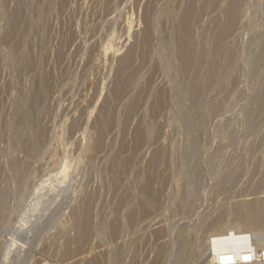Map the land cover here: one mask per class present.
Returning a JSON list of instances; mask_svg holds the SVG:
<instances>
[{"label":"rangeland","instance_id":"374dc122","mask_svg":"<svg viewBox=\"0 0 264 264\" xmlns=\"http://www.w3.org/2000/svg\"><path fill=\"white\" fill-rule=\"evenodd\" d=\"M263 199L264 0H0V264H213Z\"/></svg>","mask_w":264,"mask_h":264},{"label":"bare ground","instance_id":"6f19581e","mask_svg":"<svg viewBox=\"0 0 264 264\" xmlns=\"http://www.w3.org/2000/svg\"><path fill=\"white\" fill-rule=\"evenodd\" d=\"M185 45V44H184ZM189 45V44H188ZM187 47V46H185ZM179 50V49H178ZM188 51V50H187ZM180 53V52H179ZM183 53V52H181ZM183 55V54H182ZM94 143V142H91ZM89 146V145H88ZM94 149V148H93ZM91 151V150H90ZM46 189V188H45ZM43 190V189H41ZM40 190V191H41ZM60 190V189H59ZM39 193V192H37ZM45 194V193H44ZM61 194V193H60ZM41 198V197H40ZM39 199V198H38ZM264 200V199H263ZM254 201V200H253ZM247 202V201H246ZM259 202V201H258ZM238 204V203H237ZM243 204V203H241ZM251 205V204H249ZM264 205V203L262 204ZM241 206V205H240ZM257 206V204H256ZM260 206V205H259ZM249 208V207H248ZM261 208V207H260ZM252 210V209H251ZM257 210V209H256ZM254 211V210H253ZM260 212V210H259ZM245 213V211H244ZM256 213V212H255ZM42 214V213H41ZM248 215V214H247ZM251 215H254L251 214ZM250 215V216H251ZM256 215V214H255ZM258 215V214H257ZM261 216V215H260ZM264 216V215H262ZM254 217V216H253ZM236 218V217H235ZM245 218V217H244ZM247 218V216H246ZM258 218V217H257ZM260 218V217H259ZM82 219V218H80ZM86 219V218H85ZM84 219V220H85ZM250 219V218H249ZM262 219V218H261ZM237 221V219H234ZM241 220V217H240ZM238 220V221H240ZM259 220V219H258ZM237 221V222H238ZM245 221V220H244ZM251 220H249L250 222ZM262 221V220H261ZM235 222V221H234ZM263 222V221H262ZM80 223V221H79ZM244 223V222H243ZM242 223V224H243ZM260 223V222H258ZM77 224V223H76ZM241 224V222H240ZM247 226V223H245ZM250 224V223H249ZM248 224V225H249ZM82 225V224H81ZM251 225H253L251 223ZM83 226V225H82ZM81 226V227H82ZM84 227V226H83ZM250 228V226H248ZM252 227V226H251ZM254 227V226H253ZM88 228V227H86ZM242 228V227H241ZM226 229L225 232H216L210 235L208 250L213 264H264V244H253L252 231L244 229ZM257 228V227H256ZM263 228V227H262ZM257 230V229H256ZM262 230V229H261ZM83 231V230H82ZM78 232V231H77ZM260 232V231H259ZM262 232V231H261ZM260 232V233H261ZM87 233V231H86ZM258 233V232H256ZM263 234V232H262ZM87 235V234H86ZM262 235H260L261 237ZM75 237V236H74ZM77 237V236H76ZM78 238V237H77ZM76 238V240H77ZM84 238V237H83ZM81 239V238H80ZM75 240V239H74ZM259 240V239H258ZM83 241V240H81ZM73 244V243H72ZM78 246V245H77ZM206 247V248H207ZM20 249V248H19ZM239 249V252H236ZM209 255V254H208ZM93 258V257H92ZM88 260V259H87ZM85 261V260H84Z\"/></svg>","mask_w":264,"mask_h":264},{"label":"built area","instance_id":"2783aa9c","mask_svg":"<svg viewBox=\"0 0 264 264\" xmlns=\"http://www.w3.org/2000/svg\"><path fill=\"white\" fill-rule=\"evenodd\" d=\"M236 252H239L240 253L239 249Z\"/></svg>","mask_w":264,"mask_h":264}]
</instances>
